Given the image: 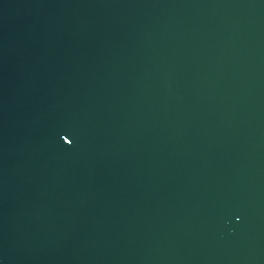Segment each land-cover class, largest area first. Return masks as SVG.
<instances>
[{"label":"water","instance_id":"obj_1","mask_svg":"<svg viewBox=\"0 0 264 264\" xmlns=\"http://www.w3.org/2000/svg\"><path fill=\"white\" fill-rule=\"evenodd\" d=\"M0 264H264V0H0Z\"/></svg>","mask_w":264,"mask_h":264}]
</instances>
